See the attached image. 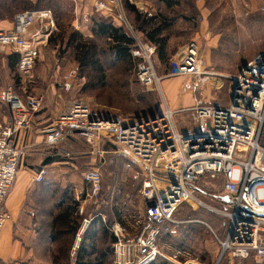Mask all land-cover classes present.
<instances>
[{
	"label": "built area",
	"instance_id": "2783aa9c",
	"mask_svg": "<svg viewBox=\"0 0 264 264\" xmlns=\"http://www.w3.org/2000/svg\"><path fill=\"white\" fill-rule=\"evenodd\" d=\"M128 1L134 4L137 0ZM89 2L97 15L126 20L121 0ZM260 11L264 13V4ZM82 17L88 21L87 15ZM51 18L48 12H20L15 15L12 31L0 30V53L12 50L19 56L18 71L23 79L33 78L41 44L54 30ZM76 24L81 26L79 21ZM135 39L137 45L131 54L136 61L137 81L146 88H160L162 116H148L140 121L117 118L115 122L94 117L86 102L72 100L44 131L49 146L56 145L67 132L77 134L103 163L113 166L121 158L133 180L140 181L147 215L135 234L118 221L110 224L113 264H155L162 256V228L183 206L204 208L227 220L224 237L214 234L220 249L217 264L226 258L242 263L252 257L255 264H264V59L257 56L245 69L228 78L229 105L199 102L182 110L193 114L194 120L189 121L186 131H180L174 120L176 112L169 109L155 70L156 47ZM171 70V77H191L195 84L204 82L203 78L216 77L203 71L196 41H190L180 56L171 60ZM76 78V70L70 71L64 77L61 92L73 91ZM234 82L239 86L236 105L231 94ZM44 103V95L22 97L11 88L0 89V237L12 219L7 200L25 155L15 137L29 129ZM5 108L10 112L8 122L2 120ZM108 144L113 147L106 150ZM235 172L239 173L236 180ZM208 175L213 179L223 177V197L228 198L225 209L208 206L200 198L202 189L190 188ZM46 177L47 170L41 169L34 183L41 184ZM82 177L87 192L79 208L81 214L84 204H97L104 192L98 169H90ZM88 226L89 220H85L83 231Z\"/></svg>",
	"mask_w": 264,
	"mask_h": 264
},
{
	"label": "rangeland",
	"instance_id": "374dc122",
	"mask_svg": "<svg viewBox=\"0 0 264 264\" xmlns=\"http://www.w3.org/2000/svg\"><path fill=\"white\" fill-rule=\"evenodd\" d=\"M29 1L32 2L31 9L45 8L43 3L39 6L38 4L34 5L37 0ZM67 1H72L75 6L74 21L71 22L70 30L82 34L84 39L91 41L96 46L97 58L104 69L103 82L97 87L95 85L90 87L89 80L82 77L74 60L72 47L60 45V41L56 39L53 43H47L48 38H46L41 44L32 80L23 79L18 69L7 70L5 61L7 55L16 56L12 50L0 53V86L4 84L3 88H11L22 97L30 94L44 95L45 103L39 115L49 119V123H52L72 100L86 102L96 118L133 120L139 116L156 113L162 102L160 88L142 86L136 78L135 63L131 66L115 62L108 42L92 35L90 31L91 19H99L104 16L94 13L89 0ZM138 1L141 4L142 0H137L133 4L138 5L137 8L141 6ZM143 1H149L150 6L153 7L150 13L154 16L160 13L167 16L179 14L187 15L195 20V27L190 33L187 31L181 35V32L177 31V36L173 39L177 50L176 53L170 55L168 61L160 64L157 58L154 59L155 70L161 79L160 86L166 103L172 112H176L174 115L176 126L180 131H186V127L190 125L189 121L194 120V116L183 113L184 107L191 108L199 102L229 105L231 82L228 78L237 75L245 63L254 60L264 52V15L257 10L259 8L257 6L260 5L259 0H181L184 3L173 12L167 11L159 0ZM22 4L18 2L13 6L18 8ZM124 4L123 1L122 7H124L123 10H126ZM9 9L12 8L6 5V10ZM138 11L140 12V10ZM78 12L79 14H77ZM124 14H126V20L119 19V21L136 38L133 33V16L126 11ZM82 15H87L88 21H85ZM53 18L51 19L54 22ZM77 19H79L80 27L76 24ZM187 25L192 28V23ZM187 28L183 24L180 27L181 30ZM53 33H55L54 35L59 33L55 22ZM193 33L196 35L191 37ZM195 39L200 45L202 59L204 53L208 52V62L203 63V71L216 75L210 80L203 78L204 82L198 84H195L191 77H171V60L179 57L184 47ZM72 70L77 72L73 91L62 93L64 77ZM69 144L67 143L63 149L73 153L72 145L74 143ZM76 144L79 146V143L76 142ZM65 160L72 163L71 158ZM238 177L239 173L235 172L234 179L236 180ZM80 179L81 173L69 172L66 177L58 176L53 180H47L29 188V201L38 217L40 232L48 233V225L50 218L55 213V205L66 192H71L78 201L82 202L85 199L87 188L84 193ZM23 180L24 175L18 176L16 179L20 184L23 183ZM224 184L222 176L213 179L208 175L202 177L197 185L193 184L190 188L200 187L202 189L201 199L218 207V202L220 204V198L223 195L222 186ZM78 191H82L83 195H79ZM141 191L140 181H134L128 171L112 167L111 173L106 176L104 192L97 204L87 202L84 204V213H79L84 220L73 250L78 247V240L85 231H83L85 220H89L90 225L91 221L95 219V229L98 226L97 221H100L107 229L111 222L118 221L126 226L132 234H135L147 215V205ZM260 197H263L262 191ZM192 221H198V224H191ZM226 225L227 220L213 212L202 210V208L194 210L189 206L181 207L172 217V222L167 223L164 227L160 241L162 256L155 264H193L192 262L195 260H199V264H211L210 253L212 250H217L218 247L215 235L222 239L225 235ZM174 227H176L175 230H173ZM110 239L109 232L102 233L100 247L112 249V245L109 244ZM248 261L242 263L252 264L247 263ZM253 264H255L254 259Z\"/></svg>",
	"mask_w": 264,
	"mask_h": 264
},
{
	"label": "trees",
	"instance_id": "16d2710c",
	"mask_svg": "<svg viewBox=\"0 0 264 264\" xmlns=\"http://www.w3.org/2000/svg\"><path fill=\"white\" fill-rule=\"evenodd\" d=\"M123 1L126 6V10H124L133 16V33L136 38L142 43H150L156 46L154 59L157 58L160 64L168 61L170 54L167 52V38L162 36V32L166 26L175 22L177 17L181 15L167 16L160 13L147 17V15L141 14L135 5L129 3L128 0H122V5ZM18 2L23 3V6L21 5L18 8L13 6ZM159 2L170 12L175 11L176 8H179L184 3L181 0H159ZM31 3L29 0H0V16L2 18L5 15L4 13H9L13 10L17 11V13L26 11L35 13L48 12L54 17L53 19L56 26H58L59 33L56 35L53 33L49 36L47 43H53L56 39L60 41V45L71 46L74 51V60L82 77L89 80L90 87L91 85L97 87V85L102 83L104 80V69L97 58L96 46L91 41L84 39L82 34L70 30L71 22L74 21V3L67 0H37L34 3V5L38 4V6L43 3L44 9H37L38 7L31 9ZM6 5L12 9L6 10ZM182 16L184 17V15ZM90 31L95 38L108 42L115 62L123 65L132 66L134 63L136 65V61L131 54V50L137 45L136 39L129 33L125 25L119 21V18L110 16L91 19ZM6 59L9 62L10 71L16 70L15 65L19 63V56L17 54L16 56L7 55ZM80 206L81 201H78L71 192H66L55 205V213L52 215L49 234V240L54 247L52 264H113V250L110 248L103 249L99 244L102 233L109 232L111 236L110 245H113L114 238L109 229L102 225L100 221H97L98 226L95 229V219L91 221V224L81 234L78 247L73 250L84 220L79 215ZM191 224H198V221H192ZM165 225L162 228L163 231ZM247 263L253 264V257Z\"/></svg>",
	"mask_w": 264,
	"mask_h": 264
},
{
	"label": "crops",
	"instance_id": "0c3cea01",
	"mask_svg": "<svg viewBox=\"0 0 264 264\" xmlns=\"http://www.w3.org/2000/svg\"><path fill=\"white\" fill-rule=\"evenodd\" d=\"M259 3L260 5L257 6L259 7L257 10L261 12L260 8L264 4V0H259ZM140 5L141 6L139 8L136 7L138 5H135V7L140 10L141 14L147 15V17L153 16L150 13L153 7L150 6L149 1L145 2L142 0ZM4 14L5 15L2 18L0 16V30L12 31L14 27V18L17 14V11L13 10L9 13ZM77 14H79V12ZM262 14L264 15V13ZM77 20L79 21V19ZM191 23L192 28L187 25ZM182 24L187 26L188 28L185 30H181L180 27ZM194 24V19H192L191 17H187V15H184V17L181 15L177 17V20L175 22L170 23L169 26H166L164 28L162 36L167 38V52L170 55L176 53L177 50L175 44L173 43V39L177 36V31H180L181 35L185 34L187 31L188 33H190V31H192L195 27ZM194 35L196 34L193 33L191 37H194ZM207 53L208 52L204 53L202 59L204 64L208 62L209 56ZM5 61L7 62L6 68L8 71H10L9 62L7 59H5ZM15 69H18V63L15 65ZM2 86H0V89H5ZM184 108L187 109L188 106ZM42 116L43 115H39V113L35 115L29 129L19 133L15 137L17 146L23 149L25 152L23 159L20 161L18 172V176L24 175V180L22 184L15 181V185L7 200V207L11 213L12 219L5 225L0 237V264H52L53 245L49 240L52 217L50 218V224L48 225V233L45 234L40 232L37 222L38 217L34 211V208L30 204L28 194V190L31 186L38 185L34 183V178L41 169L47 170V177L45 181L53 180L58 176L66 177V174H68L69 172L77 174L81 173L80 184L84 189V193L86 192L85 190L87 186L85 185L82 176L86 171L93 168L98 169L102 175L103 185L106 176L108 175V173H111L112 167L122 168L123 170L127 171L125 168V162L121 158H119L117 164L113 166L103 163V161L99 160L94 154L91 153L90 147L84 142V140H82L77 134L74 133H65L62 139L54 146L47 145L45 142L46 137L44 131L51 126V123H49V119ZM2 120L3 122H8L10 120V112L7 108H5L4 110ZM76 142L79 143V146L76 144ZM67 143H74L72 145L73 153L67 152L63 149L64 146L67 145ZM106 147V150H109L113 146L111 144H108L106 145ZM67 154L69 155V157H66ZM66 158H71L72 163L66 162ZM128 173L132 177L129 171ZM78 194L83 195L82 191H78ZM220 201V204L218 202V207L208 204L207 201L204 202L212 208L225 209L228 201L225 200L223 195L220 198ZM203 209L204 208H202V210ZM204 210L207 211V209ZM175 228L176 227H174L173 230H175ZM219 254L220 249L218 246L217 250H212V252L210 253L211 264H217ZM192 263L199 264V260H195V262ZM222 263L241 264L240 262L231 258H226Z\"/></svg>",
	"mask_w": 264,
	"mask_h": 264
},
{
	"label": "water",
	"instance_id": "95a60500",
	"mask_svg": "<svg viewBox=\"0 0 264 264\" xmlns=\"http://www.w3.org/2000/svg\"><path fill=\"white\" fill-rule=\"evenodd\" d=\"M261 56H262V58L264 59V52L261 54ZM247 65H248V62L245 63V64L242 66L241 70L245 69V68L247 67ZM241 70H240V71H241ZM238 88H239L238 84H237L236 82H234L233 87H232V91H231V94H232V103H233L234 105H236L235 98H236V90H237ZM157 114H158L159 116H162V113H161V109H160V107H159V109H158V111H157L156 113H151L150 117H151L152 119H154L155 116H156ZM142 118H143L144 120H147L148 115H144L143 117L139 116V117H138V120L140 121ZM114 120H115V122H117V118H115ZM225 200L228 201V198H225ZM78 242H80V239L78 240Z\"/></svg>",
	"mask_w": 264,
	"mask_h": 264
}]
</instances>
